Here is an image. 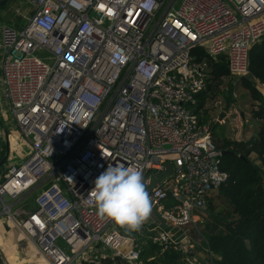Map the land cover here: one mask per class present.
Here are the masks:
<instances>
[{"label": "built area", "instance_id": "obj_1", "mask_svg": "<svg viewBox=\"0 0 264 264\" xmlns=\"http://www.w3.org/2000/svg\"><path fill=\"white\" fill-rule=\"evenodd\" d=\"M30 4L23 29L0 26V94L16 123L0 132V222L43 264H143L149 243L158 253L148 261L175 251L212 264L192 232L226 174L209 124L194 113L208 82L193 51L224 56L231 77L247 76L249 51L264 38V0ZM167 163L139 232L98 218L91 191L108 166H134L148 185ZM39 189L32 211L14 209ZM6 257L0 251V264H11Z\"/></svg>", "mask_w": 264, "mask_h": 264}, {"label": "trees", "instance_id": "obj_2", "mask_svg": "<svg viewBox=\"0 0 264 264\" xmlns=\"http://www.w3.org/2000/svg\"><path fill=\"white\" fill-rule=\"evenodd\" d=\"M193 52L207 63V88L198 95L194 108L199 121L206 123L210 118L206 102L209 96L221 93L218 85L230 75L224 56L212 60L201 50ZM248 63V77H240V85L251 100V118L261 122V126L254 137L223 138L215 145L219 151L230 153L221 156L226 179L217 192L226 201V213L221 217L209 208L206 213L212 221L201 231L204 242L200 244L212 253V264H264V96L252 82L264 85V38L250 49ZM3 156L1 150L0 160ZM156 253V246L145 245L141 253L143 264H189L185 255L175 251L147 260ZM116 262L122 264L118 259ZM103 264L113 263L107 260Z\"/></svg>", "mask_w": 264, "mask_h": 264}, {"label": "rangeland", "instance_id": "obj_3", "mask_svg": "<svg viewBox=\"0 0 264 264\" xmlns=\"http://www.w3.org/2000/svg\"><path fill=\"white\" fill-rule=\"evenodd\" d=\"M180 1V0H178ZM264 18V16H263ZM28 23V19H22L20 20L19 27L14 28L17 31H20L23 29ZM218 88L221 93L218 94L216 92V96H209V100H207L205 109L208 110V113H210V118L206 120V123H202L203 125H208L210 130V136L211 140L214 145H218V141L223 138H232V139H249L250 137H254L259 127L261 126V122H258L256 120H253L251 118V100L247 94V91L241 87L239 78H234L230 76V79H225L221 85H218ZM235 95V97H234ZM221 102L219 105H215L216 102ZM229 105V106H228ZM228 106V107H227ZM0 128H3L2 130H6L8 133H10L12 130L16 129V123L13 120V117L10 113V108L8 104L4 103V101L1 98L0 94ZM227 113H229L228 117L223 123L221 122L216 127H214L213 130L211 125L212 119L217 120L218 117V111L225 110ZM241 116H244L245 119H242ZM214 122V121H213ZM23 142V141H22ZM6 150L5 141L3 138L0 137V151ZM253 157V156H252ZM6 161L4 164L0 167V182L4 179V173L7 170L6 167ZM41 191V189L37 191H33L30 193L29 196H27L24 201L21 203H18L14 209L21 208L23 204L26 205L25 210H33L34 208V198L38 195V193ZM213 211V213H220L221 217L222 214L225 215L227 210V204L226 201L216 195L213 197V199L209 202L207 206V210ZM207 215L205 212L204 215ZM201 220V219H200ZM211 218H204L202 221H198L196 229L198 232L205 230L206 225L211 223ZM197 231H193L192 234L195 235ZM195 237V236H193ZM200 242V238L197 239ZM63 245V243H61ZM202 250L198 249L197 252L201 253ZM202 254V253H201ZM203 257L206 258L204 254H202ZM105 261L96 263V264H103ZM122 264H125L121 262ZM116 264H119L118 262Z\"/></svg>", "mask_w": 264, "mask_h": 264}, {"label": "clouds", "instance_id": "obj_4", "mask_svg": "<svg viewBox=\"0 0 264 264\" xmlns=\"http://www.w3.org/2000/svg\"><path fill=\"white\" fill-rule=\"evenodd\" d=\"M97 216L128 233L139 232L150 219L152 200L142 172L134 166H108L94 182Z\"/></svg>", "mask_w": 264, "mask_h": 264}, {"label": "crops", "instance_id": "obj_5", "mask_svg": "<svg viewBox=\"0 0 264 264\" xmlns=\"http://www.w3.org/2000/svg\"><path fill=\"white\" fill-rule=\"evenodd\" d=\"M18 11L19 14L16 13ZM33 13V7L30 4V0H4L0 4V26L8 25L10 27L18 28L20 20L29 18ZM1 56V54H0ZM1 58V57H0ZM248 77V75L246 76ZM0 79H1V71H0ZM253 84L256 88L261 92L264 96V85L258 83L253 80ZM220 105L221 102H216L215 105ZM229 106V105H228ZM227 106V107H228ZM219 112L225 113V118L228 117L229 113H227L226 109ZM242 119H245L244 116H241ZM223 121V122H224ZM3 128H0V132ZM6 131V130H5ZM239 140V139H235ZM199 217V216H198ZM208 218V214L203 215L202 218H196L195 226L198 221H202V219ZM201 219V220H200ZM6 221L0 222V251L4 256H7L6 259H10L11 264H43L40 263V260L36 257V255L26 246L25 242L17 237L16 233H11L8 230V225L5 223ZM197 236L200 238V243L204 242V238L201 235V231H197ZM11 246L13 248H11ZM10 250L11 253L14 254L15 259H11L10 255H8L7 251ZM38 259V260H37Z\"/></svg>", "mask_w": 264, "mask_h": 264}, {"label": "water", "instance_id": "obj_6", "mask_svg": "<svg viewBox=\"0 0 264 264\" xmlns=\"http://www.w3.org/2000/svg\"><path fill=\"white\" fill-rule=\"evenodd\" d=\"M224 118H225V113L224 112H220L218 114L217 120L214 122V125L212 126V129L211 130H213L214 127H216L218 124H220L223 121ZM5 145H6V150H5L4 156L0 160V167L6 161L7 155H8V145H7V142H5ZM227 153H230V152L229 151H221V154L222 155L227 154ZM165 168L166 169L163 172L162 176H159L157 178H151L149 180V183L147 185V191L148 192H150V190L161 180L162 177L167 176L168 174H170V172H171V165L169 163H167V164H165Z\"/></svg>", "mask_w": 264, "mask_h": 264}, {"label": "bare ground", "instance_id": "obj_7", "mask_svg": "<svg viewBox=\"0 0 264 264\" xmlns=\"http://www.w3.org/2000/svg\"><path fill=\"white\" fill-rule=\"evenodd\" d=\"M16 137H18V136H17V135L14 133V134L12 135V138H14V139H15ZM16 139H17V138H16ZM16 139H15V142H17V143H18V140H16ZM7 253H8V255H10L11 259H13V260L15 259V256H14V254H13V253H11V252H10V250H8V251H7Z\"/></svg>", "mask_w": 264, "mask_h": 264}]
</instances>
